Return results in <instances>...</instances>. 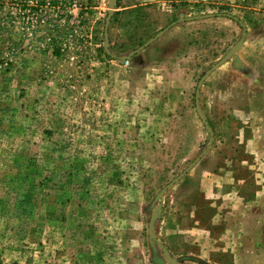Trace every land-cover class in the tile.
<instances>
[{
    "label": "rangeland",
    "instance_id": "rangeland-1",
    "mask_svg": "<svg viewBox=\"0 0 264 264\" xmlns=\"http://www.w3.org/2000/svg\"><path fill=\"white\" fill-rule=\"evenodd\" d=\"M108 1L0 0V264H173L150 219L243 27L178 22L122 60ZM209 13L247 36L152 231L180 264H264V0H116L109 50Z\"/></svg>",
    "mask_w": 264,
    "mask_h": 264
},
{
    "label": "water",
    "instance_id": "water-1",
    "mask_svg": "<svg viewBox=\"0 0 264 264\" xmlns=\"http://www.w3.org/2000/svg\"><path fill=\"white\" fill-rule=\"evenodd\" d=\"M116 4V0H109L108 1V5H109V10H108V15L106 18V22H105V30H104V43H105V50L106 52L114 57V58H119L122 60H128L130 59L132 56L136 55L137 53H139L141 50L145 49L146 47H148L150 44H152L154 41H156L158 38H160L162 35L165 34V32L174 24L178 23V22H184V21H189V20H196V19H205V18H209V17H213V16H228L230 18H233L237 21H239V23L242 25L243 27V34L241 36V38L231 47V49L229 50V52L227 54L224 55L223 58H221L217 63H215L209 70H207L205 72V74L202 76L201 80L199 81L198 87H197V91H196V110L197 113L199 115V117L201 118L202 122L204 123V125L206 126V128L208 129V131L210 132V142L207 145V147L202 151V153H200L193 162H191L188 167H186L184 169V171H182L177 177H175L172 181H170L160 192L159 194V199H160V203L154 208L151 219H150V224H149V235L153 240H156V242L162 247L163 252L166 256V258L171 261L173 264H180V262L175 259L170 252L168 251V249L166 248V246L155 237V235L153 234L152 231V226H153V222L155 219L156 214L161 211L162 209V205L164 202V198H165V192L170 189L172 186H174L176 183H178L201 159L202 157L208 152V150L211 148L213 140H214V134L212 132V129L210 127V124L208 122V120L206 119L203 111L200 108V104H199V91H200V86L203 82V80L215 69L219 68L224 62H226L230 57H232L233 55H235L237 53V51L243 46L246 36H247V28L245 26V24L238 19L236 16L232 15V14H228V13H209V14H203V15H197V16H192V17H182L177 19L175 22H173L172 24H170L168 27H166L165 29L161 30L159 33H157L154 37L150 38L148 41H146L143 45H141L139 48L135 49L133 52H131L128 55L125 56H117L113 53L110 52L109 50V26L111 23V19L113 16V9L114 6ZM158 263H161L160 259H157Z\"/></svg>",
    "mask_w": 264,
    "mask_h": 264
},
{
    "label": "trees",
    "instance_id": "trees-1",
    "mask_svg": "<svg viewBox=\"0 0 264 264\" xmlns=\"http://www.w3.org/2000/svg\"><path fill=\"white\" fill-rule=\"evenodd\" d=\"M56 53H58V51H56Z\"/></svg>",
    "mask_w": 264,
    "mask_h": 264
}]
</instances>
